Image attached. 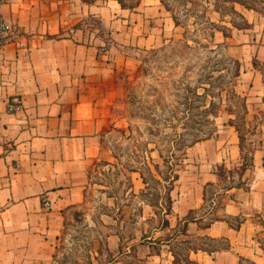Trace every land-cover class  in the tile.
<instances>
[{"label":"crops","instance_id":"0c3cea01","mask_svg":"<svg viewBox=\"0 0 264 264\" xmlns=\"http://www.w3.org/2000/svg\"><path fill=\"white\" fill-rule=\"evenodd\" d=\"M98 1L3 0L0 6L15 29L13 42L0 46V264H52L65 216L82 204L89 171L104 155L109 117L99 85L114 72L131 71L138 53L162 45L178 28L159 0H138L130 9ZM240 1L232 6L247 27L223 40L238 61L246 115L254 116L264 113V79L254 66H264V0ZM111 3L117 10H109ZM89 15L107 19L105 33L87 28ZM196 145L195 182L177 215L195 213L187 233L226 245L191 251L193 261L264 264L253 244L264 224V147L251 153L237 183L222 188L214 171L240 166L239 142L209 138ZM146 264L173 263L149 256Z\"/></svg>","mask_w":264,"mask_h":264},{"label":"rangeland","instance_id":"374dc122","mask_svg":"<svg viewBox=\"0 0 264 264\" xmlns=\"http://www.w3.org/2000/svg\"><path fill=\"white\" fill-rule=\"evenodd\" d=\"M116 1L128 9L138 3ZM161 2L162 12L179 26L162 45L138 53L131 71L114 72L109 84L99 85L109 117L104 155L89 171L82 204L65 216L52 264H146L149 256L191 264L189 248L226 245L222 238L212 242L187 233L186 221L195 213L177 214L195 182L197 143L209 138L240 143V166L214 171L222 188L237 183L242 163L264 147V113L246 115L238 61L223 40L247 21L228 0ZM111 5L110 11L117 10ZM107 22L89 15L86 25L105 33ZM254 233V246L264 252V224Z\"/></svg>","mask_w":264,"mask_h":264},{"label":"built area","instance_id":"2783aa9c","mask_svg":"<svg viewBox=\"0 0 264 264\" xmlns=\"http://www.w3.org/2000/svg\"><path fill=\"white\" fill-rule=\"evenodd\" d=\"M3 0H0V6ZM15 29L9 26L0 14V46L13 42ZM17 107H15L16 109ZM45 205H49L47 202Z\"/></svg>","mask_w":264,"mask_h":264},{"label":"trees","instance_id":"16d2710c","mask_svg":"<svg viewBox=\"0 0 264 264\" xmlns=\"http://www.w3.org/2000/svg\"><path fill=\"white\" fill-rule=\"evenodd\" d=\"M159 1L161 2V0H159ZM228 1H229L231 4H234V3L243 4V3H241L240 0H228ZM118 3H119V5H120L122 8H124V7L122 6V4H121L119 1H118ZM161 3H162V2H161ZM174 24H175L176 27L179 26V24H178L177 21H174ZM254 66H255L256 68H258V70H260L261 74L263 75V79H264V73L262 72V69H260L259 65H258L257 63H254ZM239 146H240V143H239ZM249 165H250V164H247L246 162H243L242 165H241V172H242V173L245 172V171L249 168ZM176 179H177V176L173 178V180H176ZM186 222L188 223V222H190V220H189V221H186ZM197 250H199V249H195V250H193V249H190V248H189V251H193L194 253H196ZM188 260H189V258H188ZM190 263H191V264H197V263L194 262V261H190Z\"/></svg>","mask_w":264,"mask_h":264}]
</instances>
